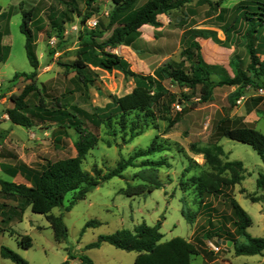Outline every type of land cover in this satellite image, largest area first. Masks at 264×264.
Wrapping results in <instances>:
<instances>
[{"label": "rangeland", "instance_id": "obj_1", "mask_svg": "<svg viewBox=\"0 0 264 264\" xmlns=\"http://www.w3.org/2000/svg\"><path fill=\"white\" fill-rule=\"evenodd\" d=\"M68 1L75 11L69 13L68 21L63 24L61 33H58L49 19L52 13L64 10V6L57 0H0V13H5V17L0 18V46L9 47L6 60L0 62V154H15L31 167L47 160L57 161L75 156L73 142L76 137L69 129L57 131L53 123L35 121L32 127L24 128L11 123L7 118L6 110L12 108L10 96L20 94L30 84L21 75L13 79L14 74H29L33 71L25 56V37L20 32L22 10L27 11L33 7L37 10L36 20L40 22L36 26L40 31L36 40V56L39 66L35 71L34 83L48 105L57 98L68 107H77L92 114L94 108H103L109 103L112 96L121 97L133 89L131 79L124 78L117 71L106 72L92 68L93 82L87 88L73 81L74 74L64 75L61 64L74 59L79 36L96 30L100 24L105 25L113 8L112 0H95L89 8L85 0ZM145 1L141 0L140 4ZM208 1L215 3L217 0ZM240 1L221 0V7L231 8ZM88 13L92 15L83 23L82 18ZM216 14L217 11L210 10L206 3L191 0L168 15H160V28H140L143 42L135 43L139 54L131 48L124 51L121 46L111 52L124 58L132 71L150 75L163 64L179 63L182 60L180 38L184 29L190 27L201 45L203 62L211 69L210 79L213 82L231 80L233 74L228 65L229 60L237 62L239 68L247 74L249 82L216 86L211 101L201 103L198 88H178L170 81H165L163 85L175 97L170 106V116L178 113L181 115L180 121L168 129L166 121L148 118L147 126L140 135L127 143L122 141L121 134L111 136L105 126L97 129L84 120V126L100 139L82 161V168L87 172L91 173L95 167L102 176L114 169L119 160L127 159L137 150L146 149L155 138L163 150L147 158L136 159L135 167L127 168L122 179L112 178L101 183L86 194L83 200L77 201L69 211L66 208L73 196L67 194L62 206L51 211L53 215L62 217L67 229L63 242H56L45 217L31 212L28 207L21 220H13L9 224L0 223V229H3L0 230V248H9L28 264H81V257H87L92 264H134L135 252H125L104 242L98 248L87 246L96 242L99 236L111 235L119 230L132 231L141 223L153 226L157 221L161 223L159 232L162 242L175 237L188 240L209 214L214 221L221 219L225 210L219 206L218 200L207 199L206 206L210 205L204 206L192 183L194 177L210 171L204 155L197 152L210 147L213 124L224 117L245 120L264 134V77L259 72L252 74L248 70L250 60L244 39L226 49L201 38L202 30H211L216 32L220 41L224 40L221 30L209 21ZM92 19L97 22L94 29L88 26V21ZM108 36L109 33H105L103 39ZM263 59L264 55H261L260 60ZM37 101L36 95H33L29 104H37ZM142 115L139 114L140 118ZM128 118L134 120L135 115L131 113ZM57 138L61 140L56 142ZM217 145L222 150V155L218 157L222 163H240V166L232 164L231 171H227L225 176L235 174L241 178L233 188L232 197L251 218L252 224L246 232L253 238L264 239V189L256 186L258 176L264 175V165L248 145L226 138H222ZM145 160H164L165 165L156 172L161 187L144 195H124L122 189L125 183L137 185L148 180L150 170L142 166ZM0 178L28 185L20 176L11 179L0 172ZM251 197L257 198L258 202H251ZM183 207L191 216H195L192 225L182 217ZM90 221L97 224L86 227ZM23 236L30 238L29 248L20 245ZM237 243L245 244L246 241L239 238ZM205 244L207 251H213L216 245L219 248L213 251V260L207 261L202 255L194 256L190 264H264V252L262 255L236 256L232 247L216 244L214 240L205 241ZM0 264L14 263L0 255Z\"/></svg>", "mask_w": 264, "mask_h": 264}, {"label": "trees", "instance_id": "obj_2", "mask_svg": "<svg viewBox=\"0 0 264 264\" xmlns=\"http://www.w3.org/2000/svg\"><path fill=\"white\" fill-rule=\"evenodd\" d=\"M64 10L49 15L50 24L61 33L63 24L68 21L69 13L75 11L68 0H57ZM95 0H85L87 8L91 7ZM112 0L113 8L107 16V23L99 25L96 30L79 36L78 49L74 59L61 64L64 75L74 74L73 81L83 88H87L93 82L91 78L92 68L106 72L117 71L124 78L131 79L133 89L130 93L121 97L112 96L111 101L103 108H94L92 114H88L77 107H68L66 103L54 98L48 105L40 90L34 83L35 71L39 63L36 56V40L40 29L36 24L37 10L35 7L22 10V22L20 32L25 37V56L32 72L29 74H14L13 79L19 75L30 81L18 95H11L9 100L12 108L6 110L9 121L15 125L30 128L36 122L53 123L57 131L72 130L76 139L73 142L75 156L57 161L47 160L36 167H29L18 160L13 154H9L8 162H0V170L10 177L20 174L29 186L17 184L0 179V223L9 224L13 220H21L26 208L31 212L43 215L49 223L56 242L61 243L66 239L67 229L62 217L51 213L54 208L62 206L67 194H72V200L66 208L69 211L72 206L83 200L91 190L112 178H123V172L129 167H135L136 159L147 158L163 150L156 138L146 149L137 150L127 159L117 162L114 169L101 176L100 170L95 167L91 173L82 168V161L86 155L100 142L99 137L84 126L87 120L93 127L99 129L105 126L108 134L116 136L121 134L122 141L127 143L140 135L148 118H155L167 122L168 129L180 121L181 115L176 113L170 116V106L175 101L174 95L165 88L163 83L170 81L178 88L199 90V101L208 103L212 99L213 89L222 85H239L248 83L247 74L241 70L236 61L229 60L228 65L232 71L229 81L213 82L211 69L203 62L202 48L194 37L190 27L182 32L180 38L179 63L168 62L153 70L150 75H143L131 70L129 63L111 50L123 46L124 51L131 48L136 54V41L143 42L140 38V28L150 26L158 29L162 26L158 20L160 15H168L171 11L182 8L191 0ZM206 3L209 9L217 11L209 21L221 30L224 40L220 41L217 34L211 30H202L201 38L211 40L214 44L229 49L239 44L242 39L246 42L249 56L248 70L252 74L259 72L264 77V0H241L231 8H222L221 0L212 3L208 0H200ZM192 13V12H191ZM92 14L88 13L82 18L84 23ZM5 13H0V18ZM109 36L103 39L104 34ZM9 47L0 46V62H4L8 56ZM36 95L37 104L30 105L29 99ZM135 115L134 120H129V115ZM143 113L140 118L139 114ZM36 121V122H35ZM142 123V124H141ZM141 125V126H140ZM210 147L203 148L201 153L210 171L203 172L193 178V184L197 195L206 206L205 200L214 198L219 206L225 210L220 220H213L210 214L205 221L197 226L191 239L180 237L162 242L160 221L148 226L141 223L132 231L119 230L111 235L99 236L97 241L88 245V248H98L101 243H107L112 247L125 251L135 252L134 264H190L191 258L202 255L207 261L213 260V252L206 250L205 241L214 240L230 241L236 256L262 255L264 252V239L253 238L246 229L251 226L249 215L239 206L232 197L233 188L241 181L240 176L232 174L226 177L225 173L231 171L232 164L240 166V163H222L218 157L222 155L221 148L217 145L222 138L250 146L259 156L264 165V134L254 129L248 123L239 119L221 118L213 124ZM127 137V140H124ZM61 138H57L59 142ZM109 144V142H107ZM1 157L3 155L1 154ZM165 165L164 160L142 162L150 175L144 182L131 185L125 183L122 193L128 197L151 193L161 187L156 172ZM257 188L264 189V175H259L256 180ZM250 201L258 202L251 197ZM210 203L207 205L209 206ZM206 206V207H207ZM216 211V210H214ZM182 217L192 225L195 216H191L185 207L181 210ZM97 223L90 221L86 227L95 226ZM3 231V229H0ZM239 238L245 239V244H238ZM23 248L31 246L28 236H23L20 242ZM0 255L4 259L11 260L14 264H28L17 253L6 247L0 248ZM71 258V256H69ZM81 264H92L87 257L80 258ZM64 262L62 264H66Z\"/></svg>", "mask_w": 264, "mask_h": 264}, {"label": "crops", "instance_id": "obj_3", "mask_svg": "<svg viewBox=\"0 0 264 264\" xmlns=\"http://www.w3.org/2000/svg\"><path fill=\"white\" fill-rule=\"evenodd\" d=\"M159 17V16H158ZM144 28H146V29H152V27H150V26H143ZM119 47V46H118ZM123 46H121V48H122ZM128 49H129V47H127ZM218 62V61H217ZM8 118V117H7ZM244 123H248V122H246L245 120H242ZM9 154H12V153H7L6 155H3V157H1V154H0V158H1V161L0 162H8L9 161ZM13 155H15V154H13ZM16 156V155H15ZM17 157V156H16ZM17 159L18 160H20L18 157H17ZM21 161V160H20ZM23 162V161H22ZM24 163V162H23ZM28 166V165H27ZM29 167H31V166H29ZM0 172L1 173H3L4 175H6L7 177H9V178H15V177H17V176H20V177H22L20 174H17L15 177H10V176H8L7 174H5L3 171H1L0 170ZM22 178H24V177H22ZM1 179V178H0ZM25 179V178H24ZM26 180V179H25ZM27 181V180H26ZM9 182H11V181H9ZM28 182V181H27ZM26 185V184H25ZM26 186H29V183H28V185H26ZM22 217H23V215H22ZM192 236V235H191ZM191 236H190V238L188 239V241L191 239Z\"/></svg>", "mask_w": 264, "mask_h": 264}, {"label": "built area", "instance_id": "obj_4", "mask_svg": "<svg viewBox=\"0 0 264 264\" xmlns=\"http://www.w3.org/2000/svg\"><path fill=\"white\" fill-rule=\"evenodd\" d=\"M88 26H89L90 28L94 29V28H96V26H97V22H96L94 19H92V20L88 21ZM260 91H262V90H260ZM176 108L179 109V106L177 105ZM212 250H213V251H218L219 248H218L217 245H216L215 247H213ZM213 251H211V252H213Z\"/></svg>", "mask_w": 264, "mask_h": 264}, {"label": "water", "instance_id": "obj_5", "mask_svg": "<svg viewBox=\"0 0 264 264\" xmlns=\"http://www.w3.org/2000/svg\"><path fill=\"white\" fill-rule=\"evenodd\" d=\"M218 244L222 245V246H226V247H231L232 243L230 241H217Z\"/></svg>", "mask_w": 264, "mask_h": 264}]
</instances>
